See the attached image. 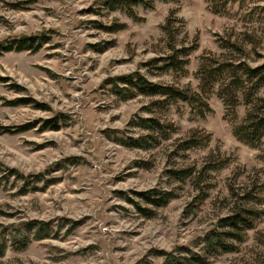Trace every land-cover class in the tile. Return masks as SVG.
Segmentation results:
<instances>
[{
  "label": "rangeland",
  "instance_id": "1",
  "mask_svg": "<svg viewBox=\"0 0 264 264\" xmlns=\"http://www.w3.org/2000/svg\"><path fill=\"white\" fill-rule=\"evenodd\" d=\"M105 1L0 0V45L35 36L41 42L37 51L0 53V77L8 79L0 81V125H31L0 133V234L8 245L0 264H163L158 250L179 258L200 254L206 264H264V147H250L232 133L246 105H238L234 117L214 88L207 98L211 110L200 116L184 101L122 98L112 88L118 76L140 72L162 85L198 91L204 57L264 62V0H151L131 13L110 10ZM170 12L184 22L183 29L175 25L179 43L196 45L184 71L160 61L168 43L162 25ZM120 23L125 26L116 31L99 26ZM228 41L244 51L226 48ZM24 97L42 107L12 103ZM139 117L157 119L166 134L139 126ZM54 118L59 129L47 128L45 120ZM193 131L198 141L210 134L209 142L179 150ZM146 135L156 138L149 148L120 144ZM210 156L227 164L203 173L200 185L211 186L199 203L194 182L168 171L201 170ZM229 183L241 192L255 189L261 198L251 205L263 215L235 251L209 255L202 237L228 212ZM153 188L176 196L152 207L133 193ZM30 220L47 222L51 234L17 248L19 238L13 237ZM71 221L80 224L72 227Z\"/></svg>",
  "mask_w": 264,
  "mask_h": 264
},
{
  "label": "trees",
  "instance_id": "2",
  "mask_svg": "<svg viewBox=\"0 0 264 264\" xmlns=\"http://www.w3.org/2000/svg\"><path fill=\"white\" fill-rule=\"evenodd\" d=\"M107 7L110 10L126 8L131 13L132 8L137 5L151 6V0H106ZM132 15V14H130ZM177 22H180L181 29H183L184 22L177 17H174L173 12L167 16L162 30L167 37V50L165 57L160 59L164 63L163 67L166 69H174L184 71L188 64V56L196 49L194 46H185V43L176 39ZM100 28L116 31L124 28V24H112L108 26L99 25ZM186 34V33H185ZM38 37L21 38L16 41V45H0V53L10 50H30L37 51L40 47V40ZM179 46V47H178ZM226 48L243 52V47L236 42H227ZM178 48V49H177ZM205 58V57H204ZM203 59L198 68V91H192L189 88H179L172 85H162L148 80L140 72H134L127 75H121L112 81V88L114 92L122 97L128 98L143 94L148 96H163L167 102L184 101L194 106L198 111V115L204 116L205 112L211 109L207 103V98L216 88V94L220 97L227 110L234 114L238 105L243 103L246 105V113L242 120L232 127V133L239 141L249 145L250 147H264V62L255 66L247 63H235L229 61L220 62L215 57L211 59ZM210 58V57H209ZM8 80L6 77H0V81ZM14 87H20L17 84ZM126 92L129 94L126 95ZM14 105H27L34 103L42 107V104L37 103L34 99L29 97L19 98L12 102ZM47 128L59 129L58 120L47 119ZM137 124L143 128H152L160 133H165V126L157 119L152 117H139ZM31 127L30 124L20 125L12 128L11 126L0 125V133H15L26 131ZM168 135V134H167ZM166 135V136H167ZM154 136L146 135L136 138L130 137L128 139H119L120 144L129 147L149 148L153 146ZM210 134L204 136V141H198L197 132L193 131L189 136L180 142L179 150H188L204 146L209 142ZM264 159V151L262 153ZM227 161H217L210 159L206 161V165L201 170H196V167H188L183 169H172L168 172L172 177L178 180L191 179L195 188L199 192L196 201L201 203L207 196L209 185L203 188L202 183L203 173L208 171H218L225 167ZM0 167L1 163H0ZM6 169V168H5ZM11 174L16 177L23 178L19 171L15 168H8ZM36 176V175H35ZM205 178V177H204ZM39 179L38 175L36 180ZM34 182V181H32ZM228 191L232 204L225 215L218 217L216 224L210 230L204 233L202 237L203 248L206 254L216 255L222 253L233 252L237 249V245L245 240L247 231L255 226L256 220L261 218L263 210L255 208L251 205V201L258 200L259 197L254 190L239 191L233 185L228 184ZM137 197L150 204L152 207H162L168 204L176 195L172 190L149 189L143 191L133 192ZM128 202L135 205L136 208L146 214V208L134 199L128 198ZM264 201L261 199L260 203ZM198 204V203H197ZM149 216V215H148ZM72 227L80 224L79 221H71ZM51 229L47 222L40 220H30L22 223L21 229L17 230L13 238L17 240L20 247L25 248L31 240H41L50 236ZM5 235L0 234V256L5 253L7 242L4 240ZM16 241V242H17ZM17 244V243H15ZM17 245H15L16 247ZM157 255L162 256L163 264H206L207 257L191 253L190 257H178L171 251L158 250Z\"/></svg>",
  "mask_w": 264,
  "mask_h": 264
}]
</instances>
